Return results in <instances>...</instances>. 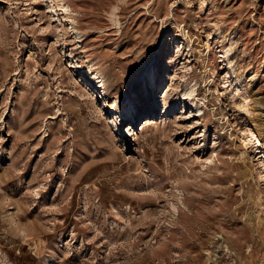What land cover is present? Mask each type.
<instances>
[{
    "label": "rangeland",
    "instance_id": "rangeland-1",
    "mask_svg": "<svg viewBox=\"0 0 264 264\" xmlns=\"http://www.w3.org/2000/svg\"><path fill=\"white\" fill-rule=\"evenodd\" d=\"M0 264H264V0H0Z\"/></svg>",
    "mask_w": 264,
    "mask_h": 264
},
{
    "label": "bare ground",
    "instance_id": "bare-ground-1",
    "mask_svg": "<svg viewBox=\"0 0 264 264\" xmlns=\"http://www.w3.org/2000/svg\"><path fill=\"white\" fill-rule=\"evenodd\" d=\"M77 38V37H76Z\"/></svg>",
    "mask_w": 264,
    "mask_h": 264
}]
</instances>
